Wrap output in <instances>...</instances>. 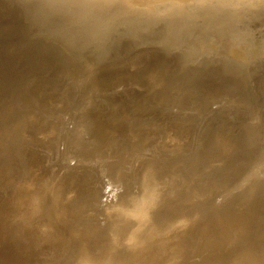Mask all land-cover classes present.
<instances>
[{
  "label": "water",
  "instance_id": "water-1",
  "mask_svg": "<svg viewBox=\"0 0 264 264\" xmlns=\"http://www.w3.org/2000/svg\"><path fill=\"white\" fill-rule=\"evenodd\" d=\"M0 264H264V0H0Z\"/></svg>",
  "mask_w": 264,
  "mask_h": 264
}]
</instances>
